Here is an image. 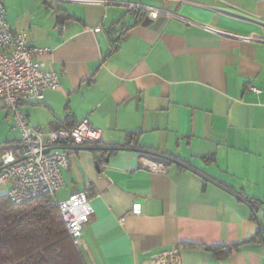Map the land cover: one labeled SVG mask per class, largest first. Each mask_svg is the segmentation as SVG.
Returning a JSON list of instances; mask_svg holds the SVG:
<instances>
[{
	"label": "crops",
	"instance_id": "obj_1",
	"mask_svg": "<svg viewBox=\"0 0 264 264\" xmlns=\"http://www.w3.org/2000/svg\"><path fill=\"white\" fill-rule=\"evenodd\" d=\"M4 3L9 27L49 49L39 59L60 76L43 101L23 104L30 124L88 118L101 130L62 146L70 166L56 193L91 197L85 264H264V242L245 243L264 217V0ZM130 133L138 147L125 145ZM154 156L164 172L143 166ZM239 244L219 259L202 248Z\"/></svg>",
	"mask_w": 264,
	"mask_h": 264
},
{
	"label": "built area",
	"instance_id": "obj_2",
	"mask_svg": "<svg viewBox=\"0 0 264 264\" xmlns=\"http://www.w3.org/2000/svg\"><path fill=\"white\" fill-rule=\"evenodd\" d=\"M4 0H0V107L7 109L20 131V142L6 149L0 159V189L14 203H22L43 193H50L57 204L63 221L74 244L79 245L84 229L94 213L87 191L71 193L56 199V193L65 186L63 171L70 166V155L62 146L68 142L77 145L94 143L101 139V130L88 118H83L70 129L46 131L32 126L24 103L43 101L48 91L61 86L57 70L39 59L49 49L30 43L26 31L9 27ZM98 27L95 31H100ZM251 90H261L252 86ZM47 149H51L46 152ZM150 171L164 172L163 162L147 161L143 164ZM143 205L136 203L133 212L142 213ZM125 223V217L120 219ZM143 264H172L163 257Z\"/></svg>",
	"mask_w": 264,
	"mask_h": 264
},
{
	"label": "trees",
	"instance_id": "obj_3",
	"mask_svg": "<svg viewBox=\"0 0 264 264\" xmlns=\"http://www.w3.org/2000/svg\"><path fill=\"white\" fill-rule=\"evenodd\" d=\"M57 13L62 21L73 17L63 9H58ZM76 124L68 117L57 130L70 129ZM139 137V133L128 134L125 145L138 147ZM153 159L166 161L159 156ZM261 224L262 229L245 243L264 242V217ZM239 246L210 245L202 248L219 259L231 255ZM0 264H85L50 193L22 203H14L7 194L0 195Z\"/></svg>",
	"mask_w": 264,
	"mask_h": 264
},
{
	"label": "rangeland",
	"instance_id": "obj_4",
	"mask_svg": "<svg viewBox=\"0 0 264 264\" xmlns=\"http://www.w3.org/2000/svg\"><path fill=\"white\" fill-rule=\"evenodd\" d=\"M16 133H20V131L15 127L13 118L6 117L3 110H0V148L8 138H13ZM5 151H0V159ZM2 191L3 188L0 189V195Z\"/></svg>",
	"mask_w": 264,
	"mask_h": 264
},
{
	"label": "water",
	"instance_id": "obj_5",
	"mask_svg": "<svg viewBox=\"0 0 264 264\" xmlns=\"http://www.w3.org/2000/svg\"><path fill=\"white\" fill-rule=\"evenodd\" d=\"M50 150L51 149H47L46 152H49ZM97 166H99V164H97ZM256 217H257V214H256ZM259 225H260V228H262L260 222H259Z\"/></svg>",
	"mask_w": 264,
	"mask_h": 264
}]
</instances>
